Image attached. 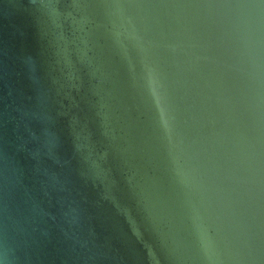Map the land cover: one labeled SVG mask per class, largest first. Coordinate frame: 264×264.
Masks as SVG:
<instances>
[{"label": "water", "instance_id": "1", "mask_svg": "<svg viewBox=\"0 0 264 264\" xmlns=\"http://www.w3.org/2000/svg\"><path fill=\"white\" fill-rule=\"evenodd\" d=\"M0 264H264V0H0Z\"/></svg>", "mask_w": 264, "mask_h": 264}]
</instances>
